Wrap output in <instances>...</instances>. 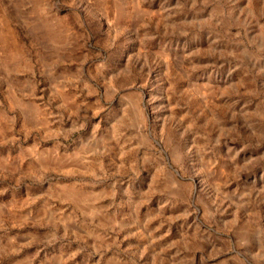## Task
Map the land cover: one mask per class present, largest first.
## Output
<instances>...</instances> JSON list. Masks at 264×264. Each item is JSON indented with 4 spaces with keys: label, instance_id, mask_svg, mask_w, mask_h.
Returning a JSON list of instances; mask_svg holds the SVG:
<instances>
[{
    "label": "rangeland",
    "instance_id": "1",
    "mask_svg": "<svg viewBox=\"0 0 264 264\" xmlns=\"http://www.w3.org/2000/svg\"><path fill=\"white\" fill-rule=\"evenodd\" d=\"M0 264H264V0H0Z\"/></svg>",
    "mask_w": 264,
    "mask_h": 264
}]
</instances>
